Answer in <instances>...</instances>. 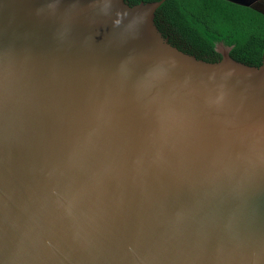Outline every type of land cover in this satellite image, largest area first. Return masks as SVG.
Returning <instances> with one entry per match:
<instances>
[{
  "label": "water",
  "instance_id": "1",
  "mask_svg": "<svg viewBox=\"0 0 264 264\" xmlns=\"http://www.w3.org/2000/svg\"><path fill=\"white\" fill-rule=\"evenodd\" d=\"M163 2L0 0V264H264V61Z\"/></svg>",
  "mask_w": 264,
  "mask_h": 264
},
{
  "label": "trees",
  "instance_id": "2",
  "mask_svg": "<svg viewBox=\"0 0 264 264\" xmlns=\"http://www.w3.org/2000/svg\"><path fill=\"white\" fill-rule=\"evenodd\" d=\"M155 23L171 44L198 58L219 60L222 43L236 60L256 66L264 61V14L250 7L227 0H164Z\"/></svg>",
  "mask_w": 264,
  "mask_h": 264
}]
</instances>
